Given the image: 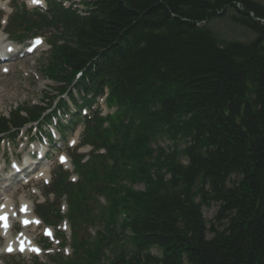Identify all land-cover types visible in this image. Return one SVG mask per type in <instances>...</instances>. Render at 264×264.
<instances>
[{
	"label": "trees",
	"instance_id": "16d2710c",
	"mask_svg": "<svg viewBox=\"0 0 264 264\" xmlns=\"http://www.w3.org/2000/svg\"><path fill=\"white\" fill-rule=\"evenodd\" d=\"M90 8L74 43L54 49L45 68L56 80L83 71L79 84L107 85L120 109L105 135L94 127L92 143L106 155L77 167L83 182L56 175L72 216L92 220L84 199L93 184L107 198V224L124 214L134 252L109 264H264V4L94 0ZM226 16L251 37L225 38L208 25ZM162 132L172 150L154 153L146 143ZM211 202L218 208L207 227L201 208ZM150 245L160 257L142 252Z\"/></svg>",
	"mask_w": 264,
	"mask_h": 264
},
{
	"label": "rangeland",
	"instance_id": "374dc122",
	"mask_svg": "<svg viewBox=\"0 0 264 264\" xmlns=\"http://www.w3.org/2000/svg\"><path fill=\"white\" fill-rule=\"evenodd\" d=\"M260 2L264 3V0H259ZM8 3V0H5ZM9 11H7V14ZM210 26L218 31L223 37L229 39H241L245 40L251 37L250 33L243 30L241 27L236 26L235 24L231 23L229 17L217 18L210 21ZM46 39V45L42 48L38 49L33 55L30 57L23 58L24 62H20L16 60L14 64L10 67V74L5 76H0V86L2 83L5 82V93L4 99L0 98V113L6 114L7 111L16 104L32 102H38L41 97H45L46 95H51V91L49 87L52 85L48 80H45L42 77V71L40 70L41 62H44L48 50L47 41L48 34L44 35ZM46 50V51H45ZM24 67H23V66ZM3 94V93H2ZM1 94V96H2ZM0 96V97H1ZM100 108V107H99ZM105 105L102 104L100 108L105 109ZM108 110V109H106ZM112 111V109H110ZM108 110V111H110ZM81 128L77 127L76 130L67 135V138L63 141L56 143L55 145L59 147V150H65L67 148V141L70 137H77L79 139ZM77 135V136H76ZM160 138L157 140L156 144L160 147L170 148L172 146V141L169 140L167 137L159 136ZM24 139H19L14 144L11 145V151L8 154L9 159L14 157V155L22 151ZM78 141V140H77ZM178 146L182 147L183 143L180 142ZM76 148V146L74 147ZM7 149V147L5 148ZM59 150H52L48 152L47 160L44 162L45 164H50V168L52 167L53 163L55 162V154ZM79 150V149H78ZM3 151V148L0 146V154ZM2 166V159L0 158V167ZM8 169V167H6ZM42 183L40 181L36 182L32 188H29V192H34L36 189L37 194L33 195L34 201H38L42 199L40 194V187ZM102 203V200H101ZM217 210V205H210L209 207H203L202 213L207 222V226L209 227L210 222L213 221V216ZM208 237L211 236L210 233L207 234ZM150 252L152 254L159 255L160 252L156 248H151ZM31 259L28 257H21V256H12L5 260V264H27ZM42 261H47L45 256L40 258Z\"/></svg>",
	"mask_w": 264,
	"mask_h": 264
},
{
	"label": "bare ground",
	"instance_id": "6f19581e",
	"mask_svg": "<svg viewBox=\"0 0 264 264\" xmlns=\"http://www.w3.org/2000/svg\"><path fill=\"white\" fill-rule=\"evenodd\" d=\"M3 40V38L2 37H0V41H2ZM7 46V45H6ZM6 46H3V49H5L6 48ZM12 55V53H10V54H6V55H3V54H0V61H3V60H8V59H10V57L9 56H11ZM7 57V58H6ZM12 66V64H9V65H6V67L8 68V67H11ZM23 66V65H22ZM24 67V66H23ZM10 74V73H9ZM3 75H5V72H4V70H2V69H0V76H3ZM5 82L4 83H2L1 84V86H0V96H1V94H2V96L0 97L1 99H4V93H5ZM38 176H43L44 178H46V176H47V173H46V171H45V168H43V169H41L40 171H38L37 172V174H35V175H33L32 177H38ZM8 177V176H7ZM4 178L5 180H7V179H9V178ZM3 182H5V181H2V179H1V175H0V186H1V184L3 183ZM7 188V186H5L4 187V189H6ZM5 192V196H8V197H10V199H11V196L10 195H7V192L8 191H4ZM1 193H2V191H0V196H1ZM1 202H3V203H1ZM11 204H13V202L11 201V200H9V201H7V205H11ZM0 206H1V208L2 209H5L6 208V205H5V203H4V199H1L0 198ZM51 230H49L48 232H50ZM9 245L8 247H10V248H12V243L10 242V241H6V245Z\"/></svg>",
	"mask_w": 264,
	"mask_h": 264
},
{
	"label": "snow or ice",
	"instance_id": "6c2138e0",
	"mask_svg": "<svg viewBox=\"0 0 264 264\" xmlns=\"http://www.w3.org/2000/svg\"><path fill=\"white\" fill-rule=\"evenodd\" d=\"M34 2H38V0H34ZM39 41H37V43H38ZM74 143V142H73ZM61 159V162H63L64 161V157H61L60 158ZM26 210V209H25ZM6 217L5 216H0V220H5L6 221ZM24 223L25 224H27L28 223V221H24ZM35 223H39V221H35ZM5 228H7V224H5ZM9 251H11V248L9 247V249H8ZM21 250H23V249H21ZM33 251H38V249H33Z\"/></svg>",
	"mask_w": 264,
	"mask_h": 264
}]
</instances>
